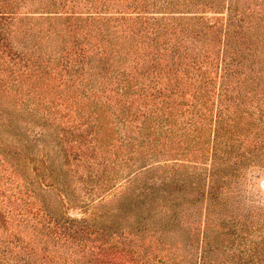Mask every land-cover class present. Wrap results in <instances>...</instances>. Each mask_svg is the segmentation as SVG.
<instances>
[{"label": "rangeland", "instance_id": "374dc122", "mask_svg": "<svg viewBox=\"0 0 264 264\" xmlns=\"http://www.w3.org/2000/svg\"><path fill=\"white\" fill-rule=\"evenodd\" d=\"M192 1L0 0V150L12 152L21 176L33 177L37 165L43 173L46 161L65 183L70 211L56 189L40 193L51 212L127 231L131 251L147 247L156 264L161 257L176 264L183 251L197 263L208 246L213 262L235 264L243 251L259 262L257 248L240 241L264 239V0H240L236 11L245 16L234 24L227 16L236 0ZM176 127L190 138L176 143ZM99 156L124 172L143 156L150 188L121 189L123 178L104 187L109 174ZM7 200L0 195L8 257L22 254L23 264L74 257L34 234L39 218L13 223L1 209ZM152 224L157 234L139 233ZM129 256L120 263L145 264L138 252Z\"/></svg>", "mask_w": 264, "mask_h": 264}, {"label": "trees", "instance_id": "16d2710c", "mask_svg": "<svg viewBox=\"0 0 264 264\" xmlns=\"http://www.w3.org/2000/svg\"><path fill=\"white\" fill-rule=\"evenodd\" d=\"M204 3L203 0H195L192 1L193 4L199 5L200 3ZM240 0H236V4H238L235 8L232 4H228V16H227V22L229 20L230 24H234L235 22H243L245 13H238L236 9H238V6L240 5ZM215 6L219 7L221 5L220 0H213L212 2ZM112 5L109 2L103 3V5ZM105 7V6H104ZM103 7V8H104ZM109 7V6H108ZM109 9V8H108ZM233 10L231 14H229V11ZM240 16L238 20H233L235 16ZM239 23V24H240ZM106 28L111 27L109 24L104 25ZM104 27V28H105ZM103 30V26H102ZM101 33V32H100ZM229 33V31H228ZM103 35V33H101ZM231 37L234 36H226L225 41L228 43L231 40ZM227 55H229V52H227ZM226 55L225 59L228 58ZM239 63V60H236ZM230 62L225 65V69L228 70L230 67ZM170 113H173L171 111ZM173 131V128L170 129ZM181 128L176 127V143L180 144L182 141H187L190 136L188 132H180ZM175 132V131H174ZM179 138V140H178ZM95 142L92 144L93 147H91L93 152L98 153L99 149L103 150L104 148V138H100L99 134L95 136ZM31 141V140H29ZM44 147V145H42ZM3 156H0V195L7 196L8 200L4 202L5 204H2V211L4 215H8L9 218H12L13 223L17 220L18 224H24L25 226L30 225L29 218H39L35 223L32 224L33 231L37 233H42L43 235L47 234L48 237H51L50 243H53L56 245L55 249H59L60 247L67 246L74 257L72 255H67L65 261H59L57 262L55 256H50L49 252L48 255L50 256V259H46L47 264L52 263H58V264H127L126 262H121V259H127L130 257L134 252H138L139 256L143 259V262L145 264H156L155 261L157 260L156 256L149 255V250L147 247H145V252H139L136 250L131 251L130 249V241H133L130 239L128 241L129 234L127 231L124 233L117 232V227H113L110 231L109 230H102L101 227H93L88 224V220L86 217H77L70 215L67 219L63 217V214H55L51 212L48 209V205L45 201V199L39 198L41 196L40 193L47 194L48 191L52 189H56L58 195H59V201L62 206H64L68 211H70V201L67 196V193H65L64 185L62 186V183L58 181V178L54 177L52 172H50V168L48 166V163L45 161L46 169H44V172H39V166H34V169L32 170L34 172V176L31 178H26L25 176H21L18 174V164L16 165L11 160V154L12 152L7 150H0ZM32 152H27L28 156L32 157L33 160L37 163L39 161V158L31 154ZM43 156V153L41 152V156ZM78 159H82L81 156L78 157ZM133 159V162L128 163L129 169L124 172L122 171L123 168H120L123 164H118V162L113 161V159H109L107 157L99 156L98 163L99 166H102L103 172H107L109 174V179L102 182V185L104 187H110L111 185H115L117 180L119 178H123V182H126L125 187H121V189H124L126 187L132 188L134 190L138 191H144L145 188H150L148 182L146 181V177L143 176L146 174L144 170L148 168V165H144L143 163H140V159H143V156H137L130 158ZM138 165V166H137ZM136 167H138L136 169ZM58 181V182H57ZM58 183V184H57ZM113 183V184H112ZM118 184L122 185V182H119ZM118 184L114 186V188ZM27 185H30L32 188H27ZM119 185V186H120ZM64 187V188H63ZM38 188V189H37ZM26 191L29 195H26ZM142 195V194H141ZM141 195H137L139 202L141 204L144 202V198H140ZM144 196V195H143ZM136 199V200H138ZM175 203H173V206ZM33 213V215L31 214ZM70 214V213H69ZM98 216L99 214L96 213ZM95 215L94 217L98 216ZM177 210H176V218H177ZM4 218V217H3ZM96 219V218H95ZM39 223H42L41 228H39ZM141 223V221H140ZM157 223V222H156ZM161 226L164 225L161 223ZM264 225V222H263ZM165 226V225H164ZM141 229H139V233L145 234L148 229L155 232L157 234V231L154 229V227H157V224H152V227L147 228L145 226H139ZM209 227V224H208ZM166 228V226H165ZM262 227L260 228V230ZM119 231V230H118ZM165 231V230H164ZM115 234V235H113ZM154 234V235H155ZM94 235V236H93ZM242 238V237H241ZM37 239V236H33L30 238V240L27 241V245H31L30 248L32 249L33 241ZM41 239V238H40ZM50 239V238H49ZM261 241L258 239L255 240L254 238H242L240 241V244L244 243L253 245L252 247L257 248L256 256L259 258V262H252L251 255L253 256V253H250L248 256L246 254V251H243V255H236V259L234 260L235 264H264V250H260L258 246H262V249H264V239L261 236ZM161 241H164V236L159 239ZM18 243H14L13 241H10V243L15 244L16 247L19 246V240H17ZM4 245V244H3ZM58 245V246H57ZM211 247V246H210ZM72 248V249H71ZM199 255H197V263H194L195 260V254L192 252H182V256L180 254H176V264H226V262L230 261V259H227V257L222 258L217 262L218 258L216 259V262H213V258L211 255V249L209 246L207 248H200ZM252 249V248H251ZM4 249L0 245V264H23L21 260H23L22 254H18V258L16 256L8 257L7 254L4 253ZM51 250V249H50ZM17 253V252H15ZM81 254L79 256L78 254ZM78 257H77V256ZM71 257V258H70ZM80 257V258H79ZM37 261V260H36ZM161 264H171L168 262L166 258L161 257L159 259ZM231 261V262H232ZM37 262H34V264Z\"/></svg>", "mask_w": 264, "mask_h": 264}]
</instances>
